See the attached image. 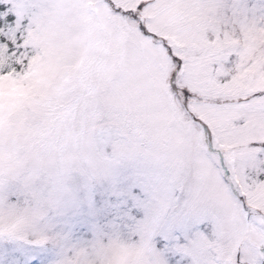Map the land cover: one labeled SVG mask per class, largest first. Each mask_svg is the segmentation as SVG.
<instances>
[{"label":"rangeland","instance_id":"obj_1","mask_svg":"<svg viewBox=\"0 0 264 264\" xmlns=\"http://www.w3.org/2000/svg\"><path fill=\"white\" fill-rule=\"evenodd\" d=\"M28 2V51L15 57L19 71L0 52L5 210L35 220L57 195L58 181L82 180L99 166L102 150L149 143L162 145L167 171L220 221L230 207L218 191L220 163L211 168L203 156L207 145L214 158L227 159L229 183L264 187V32L245 31L210 6L232 0ZM158 2L167 6L152 19ZM161 40L170 52L161 51ZM244 207L250 220L264 219L247 201ZM209 242L218 250L230 243L226 233ZM108 262L133 264V257L112 253Z\"/></svg>","mask_w":264,"mask_h":264},{"label":"snow or ice","instance_id":"obj_2","mask_svg":"<svg viewBox=\"0 0 264 264\" xmlns=\"http://www.w3.org/2000/svg\"><path fill=\"white\" fill-rule=\"evenodd\" d=\"M166 6L152 5L151 18H158ZM210 6L222 9L224 19L245 31L264 32V0ZM32 7L28 0L0 3V52L11 58L10 67L17 71L15 57L28 51L26 21ZM149 46L156 47L151 42ZM160 46L161 51L172 50L167 41L161 40ZM175 64L183 74L181 61ZM187 71L191 77L194 68ZM211 153L213 147L207 145L204 158L211 168L219 162L217 173H223L218 175V191L230 207L225 221L197 196L185 194L178 178L167 171L161 144L123 153L102 150L99 166L87 170L82 180L58 181L57 195L37 219L11 206L5 210L0 202V264H109L112 253L132 256L133 264H264V219L250 220L244 207L247 201L254 212L264 213V199L258 196L264 187L240 190L234 180L229 183L227 159ZM225 233L230 243L215 249L209 235Z\"/></svg>","mask_w":264,"mask_h":264}]
</instances>
